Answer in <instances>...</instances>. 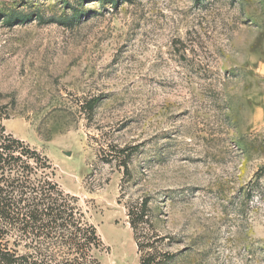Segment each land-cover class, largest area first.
<instances>
[{
  "label": "rangeland",
  "instance_id": "1",
  "mask_svg": "<svg viewBox=\"0 0 264 264\" xmlns=\"http://www.w3.org/2000/svg\"><path fill=\"white\" fill-rule=\"evenodd\" d=\"M0 119L103 264H264V0H0Z\"/></svg>",
  "mask_w": 264,
  "mask_h": 264
},
{
  "label": "trees",
  "instance_id": "2",
  "mask_svg": "<svg viewBox=\"0 0 264 264\" xmlns=\"http://www.w3.org/2000/svg\"><path fill=\"white\" fill-rule=\"evenodd\" d=\"M263 174L264 168L257 177ZM53 175L49 158L7 134L0 119V264H103L97 258L103 243L96 228L85 222L76 199ZM148 205L144 198L129 209L137 236L147 222Z\"/></svg>",
  "mask_w": 264,
  "mask_h": 264
}]
</instances>
